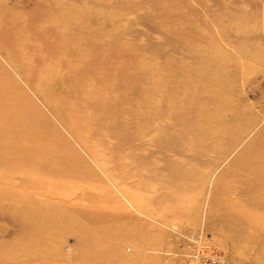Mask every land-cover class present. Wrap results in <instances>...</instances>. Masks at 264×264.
I'll return each instance as SVG.
<instances>
[{
    "label": "rangeland",
    "instance_id": "1",
    "mask_svg": "<svg viewBox=\"0 0 264 264\" xmlns=\"http://www.w3.org/2000/svg\"><path fill=\"white\" fill-rule=\"evenodd\" d=\"M1 41L0 264H264V0H0Z\"/></svg>",
    "mask_w": 264,
    "mask_h": 264
},
{
    "label": "bare ground",
    "instance_id": "2",
    "mask_svg": "<svg viewBox=\"0 0 264 264\" xmlns=\"http://www.w3.org/2000/svg\"><path fill=\"white\" fill-rule=\"evenodd\" d=\"M11 24H14V23H11ZM9 26H6V28L5 29H7ZM12 27V26H11ZM22 40H23V38L22 37H20V38H17V39H15V40H13V43L14 44H16V45H18V44H20L21 42H22ZM9 46H7L6 47V45L4 44V42L3 41H1L0 42V49L1 50H3V51H7V50H9ZM13 51V52H12ZM18 51V52H17ZM21 53H23L21 50H20V48H17V50H9V51H7V53L5 54L9 59V61H11L14 65H16V64H18V62H19V59H17V61L16 60H14V57L16 56V55H19L20 56V52ZM17 57V56H16ZM34 89H35V91L38 93V94H40L43 98H44V100L47 102V103H49L48 101H50V99L48 98V97H46V95H44L43 94V87L41 86V85H34ZM0 96H3L2 95V93H0ZM1 98V97H0ZM0 101H2V99H0ZM4 120L5 119H0V133H1V136L2 137H6L7 135H10V134H13L14 132H9L10 130H5L4 128H3V126H4ZM6 121V120H5ZM14 121H12V123H13ZM6 135V136H5ZM4 143V138L2 139L1 137H0V149L1 150H5V152H8V151H10V146H6L5 147V145L3 144ZM256 175V174H255ZM257 177H256V179H261V180H264V174H257L256 175Z\"/></svg>",
    "mask_w": 264,
    "mask_h": 264
}]
</instances>
